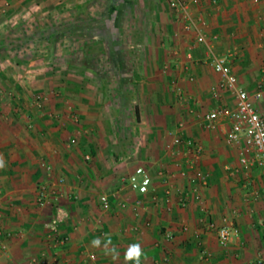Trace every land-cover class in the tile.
<instances>
[{
	"label": "crops",
	"instance_id": "obj_1",
	"mask_svg": "<svg viewBox=\"0 0 264 264\" xmlns=\"http://www.w3.org/2000/svg\"><path fill=\"white\" fill-rule=\"evenodd\" d=\"M20 1L36 7H80L88 0H10V7ZM2 2L0 24L10 10ZM193 11L205 19L207 40L217 53H236L231 70L238 86L252 96L264 79V0H216L215 6L205 1ZM170 13L173 25L155 11L152 23L136 27L143 35L136 43L142 50L136 60L117 55L124 42L107 43V69L95 70L91 85L75 80L76 92L69 93L65 84L56 91L47 81L31 96L20 95L16 75L7 68L15 61L0 57V239L7 247L0 264H30L32 258L81 264L88 253L95 259L85 264H137L134 256L128 258L133 245L142 252L139 264H257L264 253V170L254 164L247 175L243 172L237 148L225 142V119H218L213 129L207 126L204 115L232 108L234 96L224 89L218 96L210 93L220 75L204 45L195 43L194 32ZM13 47L4 45L0 56L7 52L11 57ZM35 94L43 97L40 105L33 102ZM106 97L107 102L101 100ZM253 104L264 114V85ZM78 131L76 142L69 144ZM177 134L201 146L195 165L207 173L206 185L198 184L194 170L185 164L187 174L180 175L183 156L170 149ZM139 165L151 177L145 195L123 181ZM168 183L175 185L169 211L164 201ZM193 186L201 201L178 206V190ZM116 191L127 198L123 208L111 196ZM102 193L110 197L107 211L100 207ZM58 208L66 213L58 225L62 244L45 227ZM224 217L238 230L227 248L218 244L216 230L201 222L206 218L218 226ZM166 231L173 235L170 240L164 237ZM202 250L210 253L209 259Z\"/></svg>",
	"mask_w": 264,
	"mask_h": 264
},
{
	"label": "rangeland",
	"instance_id": "obj_2",
	"mask_svg": "<svg viewBox=\"0 0 264 264\" xmlns=\"http://www.w3.org/2000/svg\"><path fill=\"white\" fill-rule=\"evenodd\" d=\"M9 1L3 0L2 4ZM113 1L88 0L80 7L76 3L36 7L20 1L15 8L7 3L5 8L10 10L1 19L4 21L0 24V49L8 43L14 47L11 57L7 52L0 57L15 61L14 66L7 68L16 75L17 92L29 97L41 82L46 85L47 81L56 91L58 86L65 84L66 89L75 80L83 86L91 85L95 70L107 69L103 60L109 58L107 43L112 46L113 40L124 42V49L117 51V55L136 60L142 52L136 43L143 39L136 27L152 23L155 11L162 13L165 21L172 20L165 0H121L112 11ZM86 45L91 46V53L84 51ZM101 100L107 102V97Z\"/></svg>",
	"mask_w": 264,
	"mask_h": 264
},
{
	"label": "built area",
	"instance_id": "obj_3",
	"mask_svg": "<svg viewBox=\"0 0 264 264\" xmlns=\"http://www.w3.org/2000/svg\"><path fill=\"white\" fill-rule=\"evenodd\" d=\"M168 8L175 14L176 18L183 23V27L187 31L194 32L195 43L203 44L205 47L206 55L210 59V64L215 72L220 75V81L216 85L210 87V93L213 96H218V91L221 89L228 90L234 96V106L232 108L221 107L215 108L204 115V120L207 121L209 128H215L216 121L218 119H225L229 128L225 132V142L230 146H234L238 150V161L241 169L247 175L252 165H257L264 170V114L259 113L253 104V98L261 97L262 85H264V79L258 83L257 90L252 94L241 88L237 84V78L231 70V59L236 53L233 51L217 53L214 49L212 42L207 40L204 26L206 21L202 15L193 11L194 7L199 6L205 1H208L210 5L215 6L216 0H165ZM212 39H216V35L211 36ZM42 95L35 94L33 96V102L40 105ZM71 109L70 106L67 107ZM77 120V119H75ZM78 131L76 136L70 137L69 144H74L77 140ZM172 154H182V161L178 163L181 166L180 175L187 174V170L182 168V164H185L186 168L194 170L193 178L198 181L200 185H206L207 173L200 171L196 167V161L199 160L201 154V146L194 140L184 138L182 135L177 134L172 138L170 145ZM88 158V155L85 156ZM158 175H164V168L158 170ZM127 187L135 191L140 195L148 193L151 177L147 173L145 167L139 165L133 172L123 179ZM175 189L173 183H168L165 188L164 201L166 203L167 210L171 209L172 200L171 193ZM178 190V189H177ZM179 200L178 206L185 207L190 200L197 202L201 201V197L197 192V186H193L189 191L178 190ZM117 201L119 207H125L127 198H124L120 192L116 191L112 195ZM44 194L41 192L37 198L38 202L43 203ZM152 201H156L157 197L152 196ZM100 207L102 210L107 211L110 209V197L106 193H102L99 196ZM139 200L135 201L138 205ZM66 216L65 211L62 208L57 209L55 217L46 222L45 227L48 232L55 237V243L62 244L65 242L64 238H58V225L63 217ZM201 222L207 229L216 230L217 241L220 247L227 248L232 240L238 236V230L235 227L234 222L224 217L220 225H215L214 222L202 218ZM148 224V222L146 223ZM137 230V227H133ZM182 230L186 231L187 226H182ZM196 236L197 233H196ZM166 240H170L173 235L170 231L164 233ZM6 244L0 239V256L6 251ZM201 254L203 258L209 259L210 253L206 250H202ZM95 255L88 253L86 258L81 262L85 264L86 260H94ZM30 264H47L44 259L37 260L32 258ZM257 264H264V253L258 255Z\"/></svg>",
	"mask_w": 264,
	"mask_h": 264
},
{
	"label": "trees",
	"instance_id": "obj_4",
	"mask_svg": "<svg viewBox=\"0 0 264 264\" xmlns=\"http://www.w3.org/2000/svg\"><path fill=\"white\" fill-rule=\"evenodd\" d=\"M120 1H121V0H114V1H113L112 6H111V10H112V11H114V9H115V5H116L118 2H120ZM112 42H113V44H116V43H117L116 40H113ZM100 50H102V49H100ZM84 51H85L86 53H91V52H92V48H91V46L86 45ZM70 84H71V83H70ZM77 87H78V83H76V82L74 81L71 85H68V86H67V91H68L69 93H71V92H76V91H77Z\"/></svg>",
	"mask_w": 264,
	"mask_h": 264
},
{
	"label": "clouds",
	"instance_id": "obj_5",
	"mask_svg": "<svg viewBox=\"0 0 264 264\" xmlns=\"http://www.w3.org/2000/svg\"><path fill=\"white\" fill-rule=\"evenodd\" d=\"M0 166H3L2 161H0ZM95 243H97V242L94 241V244ZM141 254H142V252H141L140 246L139 245H133L130 248L128 258H132L134 256L137 260V264H139V257Z\"/></svg>",
	"mask_w": 264,
	"mask_h": 264
}]
</instances>
